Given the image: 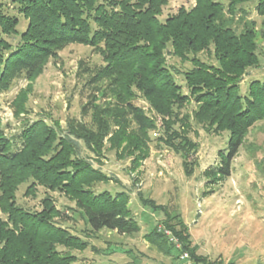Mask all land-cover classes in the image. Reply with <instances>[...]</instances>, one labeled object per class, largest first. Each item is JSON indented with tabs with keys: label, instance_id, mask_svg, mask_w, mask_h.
<instances>
[{
	"label": "trees",
	"instance_id": "trees-1",
	"mask_svg": "<svg viewBox=\"0 0 264 264\" xmlns=\"http://www.w3.org/2000/svg\"><path fill=\"white\" fill-rule=\"evenodd\" d=\"M10 1L28 23L19 31L18 15L3 11L0 5V91L8 90L19 77L36 79L48 60L70 44L89 45L102 53L105 62L94 74L95 80L111 78L114 95L126 98V112L142 135L129 132L124 118L106 117L109 109L96 117L93 127L72 125L66 135L39 119L26 123L20 136L9 137L0 117V208L5 215L0 216V264H75L70 250L87 246L61 225L69 215L51 195L42 199L40 211L18 204L16 193L24 183L26 193H34L41 185L67 195L76 205L72 212L80 214L93 232L108 229L133 235L140 231L126 192L95 189L109 177L79 154L76 141L81 139L89 150L100 153L114 125L118 128L108 140L116 153L135 154L136 163L146 157L148 131L156 125L130 101L135 90L163 118L172 120L177 117L175 107L195 100L199 122L208 129L230 132L228 154L212 172L231 175V162L250 128L264 120V79L254 78L245 91L242 88L245 76L261 62L264 0H195L192 7L181 6L163 20L170 0ZM249 4L261 18L260 26L249 18ZM202 53L214 61H205ZM16 107L18 112L27 110L23 101ZM172 120L164 121L165 136L160 138L188 154L185 139L182 145L175 142H182V135ZM165 226L191 251L186 227L177 230L169 222ZM152 232L175 247L158 227ZM176 255L179 262V252Z\"/></svg>",
	"mask_w": 264,
	"mask_h": 264
},
{
	"label": "rangeland",
	"instance_id": "rangeland-1",
	"mask_svg": "<svg viewBox=\"0 0 264 264\" xmlns=\"http://www.w3.org/2000/svg\"><path fill=\"white\" fill-rule=\"evenodd\" d=\"M194 4L195 0H170L161 19L175 14L181 6L190 8ZM0 5L3 11L18 15V29L23 31L28 21L14 4L0 0ZM249 10V18L260 26L261 18L253 4ZM259 42L261 62L243 79V91L254 78L264 79V37ZM201 58L214 61L206 53ZM170 61L181 66L177 59ZM103 64L98 49L70 44L48 60L36 79L31 81L23 76L16 79L8 90L0 91V117L5 134L20 136L26 123L44 119L66 135L72 125L84 123L93 127L96 117L109 109L106 117H122L129 132L135 130L137 136L142 135L126 112V98L114 95L111 78L100 76L95 80L94 74ZM184 91L189 93L186 86ZM130 99L156 125L148 131L151 140L147 139L146 157L136 163L135 154L119 156L108 140L118 128L113 124L100 153L89 150L83 140L76 141L79 154L109 177L97 183L95 189L126 192L129 207L140 225L139 232L133 235L108 229L93 232L80 214L72 212L76 208L74 201L41 185L34 193H26L27 183L20 185L16 193L18 204L40 211L42 199L47 194L52 196L56 206L69 215L61 225L87 243L83 249L70 250L76 256L75 264H179L176 254L180 250L200 259L197 264H264V120L250 128L231 162V175L220 176L212 171L222 165V156L228 154L230 132L208 129L199 122L195 117L198 107L195 100L175 107L177 117L172 120L169 116L163 118L141 92L135 90ZM22 101L27 110L18 112L16 106ZM171 120L182 135V142L180 139L175 142L182 145L185 139L188 154L161 140L165 136L164 121ZM0 216H5L1 208ZM166 222L177 230L187 228L192 239L191 251L184 249L181 240L179 248L170 247L164 238L153 234L155 228L165 226ZM194 245L198 248L194 249ZM58 249L67 250L63 246Z\"/></svg>",
	"mask_w": 264,
	"mask_h": 264
},
{
	"label": "built area",
	"instance_id": "built-area-1",
	"mask_svg": "<svg viewBox=\"0 0 264 264\" xmlns=\"http://www.w3.org/2000/svg\"><path fill=\"white\" fill-rule=\"evenodd\" d=\"M159 230L169 239V241L176 247L179 248L181 243L177 236L174 235L173 231L166 226H159ZM179 264H197L196 261L191 257L187 251H179Z\"/></svg>",
	"mask_w": 264,
	"mask_h": 264
}]
</instances>
